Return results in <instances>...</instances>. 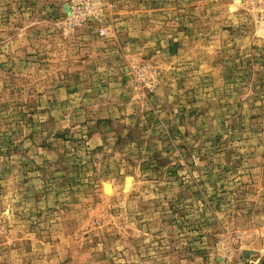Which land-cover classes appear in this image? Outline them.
<instances>
[{
	"label": "rangeland",
	"instance_id": "rangeland-1",
	"mask_svg": "<svg viewBox=\"0 0 264 264\" xmlns=\"http://www.w3.org/2000/svg\"><path fill=\"white\" fill-rule=\"evenodd\" d=\"M0 264H264V0H0Z\"/></svg>",
	"mask_w": 264,
	"mask_h": 264
},
{
	"label": "bare ground",
	"instance_id": "bare-ground-1",
	"mask_svg": "<svg viewBox=\"0 0 264 264\" xmlns=\"http://www.w3.org/2000/svg\"><path fill=\"white\" fill-rule=\"evenodd\" d=\"M128 182H129V181H128ZM128 186H130V185H128ZM127 188H129V187H127ZM125 189H126V188H125ZM104 190H105L106 193H109V192L111 191V188H110L109 185H106Z\"/></svg>",
	"mask_w": 264,
	"mask_h": 264
}]
</instances>
